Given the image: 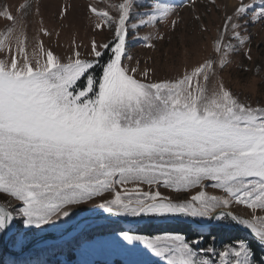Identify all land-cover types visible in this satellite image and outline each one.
Returning a JSON list of instances; mask_svg holds the SVG:
<instances>
[{
    "label": "snow or ice",
    "instance_id": "6c2138e0",
    "mask_svg": "<svg viewBox=\"0 0 264 264\" xmlns=\"http://www.w3.org/2000/svg\"><path fill=\"white\" fill-rule=\"evenodd\" d=\"M189 6L196 0L154 3L142 15L136 0L109 4L111 12L90 6L102 21L95 27L107 25L112 38L93 39L86 56L74 50L66 59L43 41L30 52L22 19L0 11L11 22L0 33V197L8 198L0 203V264H29L21 258L36 246L37 232L67 229L97 209L194 223L192 238L182 230L120 231L124 264H149V257L162 264H264V105L242 101L220 78L231 56L253 60L245 33L264 24V0H237L215 41L217 55L180 78L157 81L149 68L133 66L129 33L162 23L175 29L178 9ZM34 9L39 14L35 0L19 5L24 17ZM144 46L154 47L147 39ZM161 188L199 191L181 201ZM233 228L248 230L252 240L237 237L217 250V233ZM39 243L53 249L43 264H70L47 240Z\"/></svg>",
    "mask_w": 264,
    "mask_h": 264
},
{
    "label": "rangeland",
    "instance_id": "374dc122",
    "mask_svg": "<svg viewBox=\"0 0 264 264\" xmlns=\"http://www.w3.org/2000/svg\"><path fill=\"white\" fill-rule=\"evenodd\" d=\"M35 2L39 5V14H36L34 9L31 15L24 17L23 12L19 10V5L25 3V0H0V11L7 8L18 19H22L29 35L30 52L34 43L43 41L45 48L51 49L54 54L66 59L73 55L74 50H79L82 56H86L93 39L98 43H103L112 38V32L107 29V25H103L100 29L95 27L102 21L89 8L91 6L98 10L111 12L108 5L118 3L120 0H35ZM158 2L175 6L180 4L181 0H136L138 5H142L136 11L142 15L151 5ZM230 2V0H215V6H212L211 0H196L194 9L191 6L178 9V27L175 29L171 28L168 23H162L156 27H141L135 33L130 32L127 40V51L133 57L130 63L135 66L139 62L141 67L150 69L149 76L152 79L162 81L178 79L186 71L190 72L193 67L215 57L217 55L214 50L215 41L223 27L225 15L230 14L232 10ZM62 9H67L64 16L60 15ZM197 16L200 17L199 20L196 19ZM138 20L139 16L133 22L138 23ZM10 24L11 22L0 16V33H3ZM42 26L52 34L50 36L43 35L40 31ZM157 35L163 36L164 39H156ZM245 35L251 39L249 47L253 60H247L242 53L231 56V64L220 74V78L242 101L253 106L264 105V24L248 25ZM146 39L154 47H145ZM3 58V53H0V59ZM160 191L164 196L173 199L179 198L183 201L186 197L198 192L199 189H193L190 193L184 194H177L163 188ZM206 191L212 195H223L222 192L214 188H208ZM102 199L97 198L85 207L92 209ZM7 200V197H0V203ZM12 206H15L14 201ZM235 211L247 218L243 206H235ZM98 213L101 211L97 209L95 212L85 213L84 216L87 218L91 214ZM81 219L83 218H77L78 221ZM152 221L155 222V220H149L144 225L149 226L151 223L158 228L161 227L159 231L163 233L149 234L147 230L143 229L144 225L137 227L136 231L139 234L155 236L177 229L181 230L179 225H188L184 221L176 220H156L158 222L155 224ZM139 228L141 231L138 230ZM192 228L191 226V231H193ZM63 230L65 228H58L54 232ZM122 230H126V228L117 220L96 222L92 226L84 228L73 240L47 242L48 245L54 246L57 252L74 251L73 255L78 264H124L127 253L123 241L117 235ZM35 235L38 238L45 233L37 232ZM52 250L51 247L39 244L24 258L29 264H40L42 259L51 255ZM24 258L23 260H25ZM60 259H65V256H60ZM147 259L149 264H162L154 257Z\"/></svg>",
    "mask_w": 264,
    "mask_h": 264
},
{
    "label": "water",
    "instance_id": "95a60500",
    "mask_svg": "<svg viewBox=\"0 0 264 264\" xmlns=\"http://www.w3.org/2000/svg\"><path fill=\"white\" fill-rule=\"evenodd\" d=\"M144 219L160 220V221L161 220H170V219H161V218H144ZM109 220H118L119 222H121L124 225L123 227H126L127 224H130V223H133L135 221L142 220V219L141 218H128V217L110 216L107 213H103V212L95 214V215L91 214V216L87 217L86 220L85 219H81L79 221L77 220L78 222L74 223L73 225H71L70 227H68L67 229H65L63 231L52 232V233H48V234L42 235L41 237H38L37 241L35 243H36V246H37V245L41 244V243H39L40 240H47V241H50V242L51 241H54V242L64 241L65 242V240H70V239L74 238L75 234L73 236H71V237H69V236L72 233L76 232L77 230L81 229V231H83L84 228H86L87 226H89V225H91L93 223L109 221ZM186 221H189V222L193 223L192 220H186ZM185 223H187V222H185ZM126 228H128V227H126ZM236 229L240 233L244 234V236H247L250 240H252V235H251V233L248 230L243 229V228H236ZM193 230L195 231V227H193ZM5 253H6V255H8L7 250H5Z\"/></svg>",
    "mask_w": 264,
    "mask_h": 264
},
{
    "label": "trees",
    "instance_id": "16d2710c",
    "mask_svg": "<svg viewBox=\"0 0 264 264\" xmlns=\"http://www.w3.org/2000/svg\"><path fill=\"white\" fill-rule=\"evenodd\" d=\"M106 222H110V221H106ZM157 222L158 221H156V220H155V222L152 221V223H154V224L157 223ZM91 226H92V224H91ZM144 226H145V228H143V229L147 230L149 234L150 233H152V234H161V233H163L162 231H159L161 229V227L158 228V227H156L154 225H152L151 227H149L147 225H144ZM178 227H181L182 228L181 230L183 231V234L186 235V236H188L189 238H192L196 234L194 231H191L190 230L191 226H189V224L188 225H184V226L183 225H179ZM140 228L138 229L139 231H141V229H142V228L141 229ZM167 230H170V229H167ZM175 231H178V229L175 230ZM169 232H173V231H169ZM237 237L247 238V236H244V234L240 233L236 228L229 229L227 231L217 233V239L215 241V245L217 247V250H220V248L223 245L230 243L232 240H234ZM75 238L76 237H74V239ZM247 239H249V238H247ZM253 246L256 247L255 244H253ZM71 251H68V253H67V251L63 252L65 254L64 256L67 257L68 261H70V264H78V262H76V257L73 255L74 254L73 253L74 251L73 252H71ZM69 252H71V253H69ZM29 253H31V251ZM260 254H261L260 253V250L257 248V255L259 256ZM37 255H38V252H37ZM6 256L7 255L4 252L3 253V258L7 259L8 257H6ZM21 259L23 260V258H21ZM50 259H51V255L47 256L44 259H42L41 262H40V264H43L44 261L50 260ZM25 260H27V259H25Z\"/></svg>",
    "mask_w": 264,
    "mask_h": 264
},
{
    "label": "bare ground",
    "instance_id": "6f19581e",
    "mask_svg": "<svg viewBox=\"0 0 264 264\" xmlns=\"http://www.w3.org/2000/svg\"><path fill=\"white\" fill-rule=\"evenodd\" d=\"M230 9H232V7L237 3V0H230ZM231 12V11H230ZM170 220H176V221H184V222H187L188 224H190L191 226L194 227V224L192 222H189V221H186V220H183V219H180V218H177V219H170ZM149 219H142V220H139V221H135L133 223H130V224H127L126 227H129V229H132L133 226L134 227H137V226H140V225H143L145 224L146 222H148ZM184 226V225H183ZM88 227V226H87ZM81 229L77 230L76 232L72 233L69 237L73 236L75 234V237L80 234L81 232ZM80 232V233H79ZM32 256V255H31ZM36 260V259H35Z\"/></svg>",
    "mask_w": 264,
    "mask_h": 264
}]
</instances>
